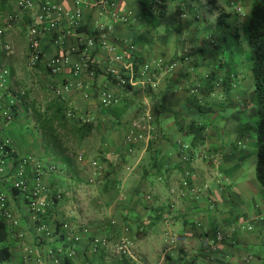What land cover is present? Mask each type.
<instances>
[{"label": "crops", "instance_id": "crops-1", "mask_svg": "<svg viewBox=\"0 0 264 264\" xmlns=\"http://www.w3.org/2000/svg\"><path fill=\"white\" fill-rule=\"evenodd\" d=\"M49 1L75 10L74 0ZM117 2L120 10L130 14L128 24L113 13L99 19L97 11L88 8L78 38L101 36L109 44L127 41L136 46L143 61L163 65L142 78L143 85L118 87L103 70L105 54L100 50L93 52L95 70L76 76L68 67L57 76L48 74L46 63L60 48L47 34L40 40L42 59L36 69L62 90L66 105L77 115V128L85 121L95 125L83 142L77 137L76 150L98 160L103 171L91 185L92 168L84 167L77 157L71 160L68 147L39 153L43 162L62 168L58 175H47L45 183L63 195L55 210V225L71 223L67 239L80 238L72 264H264V189L256 170L248 175L243 167L251 152L249 123L258 124L247 30L253 0H187L182 4L168 0L164 17L153 24L141 17L138 0ZM227 6L235 7L237 14H231ZM15 11L14 0H0V27L16 49L12 57L1 54L0 67H6L11 83L20 86V66L31 52L26 28L35 16L23 12L22 29L7 25L5 17ZM245 26L247 49L240 32ZM77 42L68 39L65 53ZM187 56L188 63L183 60ZM69 59L76 63L78 54H69ZM102 90L112 91L120 103L104 108L99 100ZM148 105L153 108L154 136L128 147V129ZM9 129L4 135L13 141V127ZM178 141L193 149L188 186L183 185ZM13 207L20 228L4 225L7 240L0 248L8 247L11 253L4 264H43L25 262V247L35 248L37 256L46 260L49 245L37 244L36 225L24 205L14 199ZM216 230L232 232V239L208 253L201 247V236ZM94 235L129 237L134 242L133 256L121 259L112 248L88 251Z\"/></svg>", "mask_w": 264, "mask_h": 264}, {"label": "built area", "instance_id": "built-area-1", "mask_svg": "<svg viewBox=\"0 0 264 264\" xmlns=\"http://www.w3.org/2000/svg\"><path fill=\"white\" fill-rule=\"evenodd\" d=\"M145 2L152 11L157 12L158 6L163 0H141ZM187 0H181L185 2ZM16 11L8 14L4 22L7 25L23 28V12H32L35 21L28 25V40L30 54L28 66L33 69L41 62L40 40L43 35H49L54 46L60 48V52L46 63V68L51 75L57 76L71 67L73 73L79 76L85 70H95L96 63L93 60V52L103 51L106 62L103 67L105 73L118 86L129 89L143 85L140 80L147 74H154L155 69L164 68L161 64L147 63L137 54V48L133 43L122 41L109 44L104 37L92 36L88 39L78 38L77 30L81 27L83 15L86 9L93 8L97 11L99 19L107 18L111 13L121 23L130 22V14L120 10L117 0H74L75 10L69 11L49 0H14ZM77 39L78 42L68 49L69 54H78L79 61L72 64L69 54L65 53L68 39ZM64 49V50H63ZM3 54L10 57L14 54L13 46L6 40V30L0 27V56ZM189 62V57L183 59ZM174 66V65H172ZM171 66V67H172ZM99 69V68H98ZM98 69L96 71H98ZM101 69V67H100ZM8 71L0 67V88L8 86ZM65 91L69 88H64ZM62 90L57 88L56 93L62 95ZM194 92H197L196 90ZM99 100L104 108H112L120 103L119 97L110 90H102ZM15 99H10V104L15 105ZM69 120H76L77 115L68 112ZM13 112L0 110V223L9 225L13 229L20 228L17 212L13 207V201L18 200L26 208L30 219L36 225L37 244H48L46 260L36 254L35 248L25 247L23 250L26 263L36 260L43 264H65L67 260H74L76 255L75 247L79 246L80 238L73 240V246L64 248L54 241L52 226L58 219L53 211L56 200L61 201V193H55L46 183L45 177L56 172L54 165H48L42 160L33 156H23L15 149L13 141L4 136V132L13 122ZM89 122V121H85ZM153 108L148 105L147 112L135 121L128 129L126 145L132 147L138 142H149L154 136ZM179 156L181 160L182 173L188 186V180L193 176L194 154L191 145L178 141ZM213 160L212 156H209ZM77 161L84 167H91L93 178L102 176V168L98 160H89L85 154H79ZM93 183V180H90ZM173 194H181V191L171 190ZM195 192V190H193ZM210 208H214L213 200H210ZM49 223V224H48ZM72 224H65L63 229L70 231ZM12 230V229H11ZM18 237L24 239L20 232ZM232 239V232L216 230L213 234L201 236V247L208 253L218 250L220 244ZM185 239L178 242L185 243ZM4 242H0V245ZM113 249L119 258H131L133 256L134 242L126 236L91 237L88 251L96 253L100 250ZM251 260V258H249ZM0 264H4L0 259Z\"/></svg>", "mask_w": 264, "mask_h": 264}, {"label": "rangeland", "instance_id": "rangeland-1", "mask_svg": "<svg viewBox=\"0 0 264 264\" xmlns=\"http://www.w3.org/2000/svg\"><path fill=\"white\" fill-rule=\"evenodd\" d=\"M226 8L231 14H237L235 7L227 6ZM250 10L251 9L248 11L247 17L250 15ZM16 29L19 31L17 27ZM240 32L242 35L241 43L244 48L247 49L246 26L241 29ZM14 54H16V49H14ZM28 59L29 56L23 59L22 66H20L22 68L19 75L23 78V84L20 86H17L13 80L11 83L10 79L12 75L10 71L2 66V69L8 71L9 81L6 89L0 88V110L16 111L18 115L14 122L7 128L8 130L13 127L11 136L13 138L14 147L20 155L33 156L39 159L41 158L39 157V153L46 154L48 150H56V148L62 145L66 146V148L68 147V157L72 160L79 155L78 150H76L78 147V140L73 129V126L76 125V122H74L75 120H69V123L65 125L55 122L52 125L53 130H49L48 128L43 129L42 125L43 123H47L48 125L51 123L50 118L55 114L56 104L62 103L67 112L73 111L66 105L63 95L56 93L57 83L55 81L48 82L46 78L47 74L37 70L36 67L31 69L28 66ZM12 98L16 101L15 105L10 104V99ZM147 108L148 107H146V110ZM249 124L251 125L249 133L252 138L250 142L251 145H249L251 152L248 154L245 164L243 165L248 175L255 173L256 170L257 132L254 128H257L258 125H254V122ZM6 132L8 135V131ZM101 172L103 175V171ZM96 179L97 178H93L92 174L90 180H93V183L90 184H94Z\"/></svg>", "mask_w": 264, "mask_h": 264}, {"label": "trees", "instance_id": "trees-1", "mask_svg": "<svg viewBox=\"0 0 264 264\" xmlns=\"http://www.w3.org/2000/svg\"><path fill=\"white\" fill-rule=\"evenodd\" d=\"M167 1L168 0H163V4L158 6L157 12H154L145 2L138 0V2L141 4V9H142L140 13L141 17L150 24L155 23V21H159L165 15V12L167 10ZM182 3L184 2H181V4ZM247 30H248L249 52L251 57V72L254 80L255 98H256V106L258 112V120H259L257 125L256 178L259 184L261 185V187L264 189V0H253L250 10ZM82 31H83L82 27H80L77 30L78 34H81ZM41 58H42V53H41ZM47 73L50 74L48 70ZM67 113L68 112L66 111L62 103L56 104L55 114L50 118L51 123H49V125L47 123H43L42 128L43 129L48 128L49 130L51 129L53 130L52 125L55 122L61 125H65L69 123V118L67 116ZM13 115L15 120L16 117H18L17 112L13 111ZM73 129L75 131L76 136L79 138L80 142H83L86 138H88L93 134L96 128L93 123L85 122L82 123L81 126H79V128L73 126ZM54 166L58 170H56V172L53 173L52 175H58L62 171V168L59 169L58 166L56 165ZM50 188L52 189V187ZM54 192L60 193L55 190ZM62 199H63V195H62ZM61 201L56 200L53 207V211L56 210L58 203ZM55 214L57 215L56 211ZM57 222L58 219L55 221V224ZM67 223H60V225L58 226H56L55 224L51 225L54 241L57 244L64 246V248H70L73 246V240H68L66 237V233L68 231H65L63 229V226ZM92 237H98V236L94 235ZM6 240H7V233L5 231L4 224L0 223V242H5ZM36 240H37V234H36ZM10 258H11V253L8 247L0 248L1 261L5 263ZM72 261L73 260H67L65 261V264H72Z\"/></svg>", "mask_w": 264, "mask_h": 264}]
</instances>
